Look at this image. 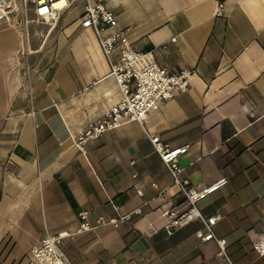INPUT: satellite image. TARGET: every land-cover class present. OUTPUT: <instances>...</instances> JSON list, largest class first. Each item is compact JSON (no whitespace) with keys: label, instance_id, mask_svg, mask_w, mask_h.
Wrapping results in <instances>:
<instances>
[{"label":"crops","instance_id":"0c3cea01","mask_svg":"<svg viewBox=\"0 0 264 264\" xmlns=\"http://www.w3.org/2000/svg\"><path fill=\"white\" fill-rule=\"evenodd\" d=\"M106 1L137 50L194 71L190 89L82 153L75 138L122 99L95 32L81 27L85 0L46 28L20 24L21 8L0 20V264H27L47 234L75 233L81 211L94 220L140 206L118 228L67 238L72 264H227L197 236L200 221L167 235L158 208L182 200L150 136L189 146L181 177L192 187L227 180L199 206L223 216L214 229L235 264H264L253 249L264 235V0H224L223 16L218 0Z\"/></svg>","mask_w":264,"mask_h":264},{"label":"built area","instance_id":"2783aa9c","mask_svg":"<svg viewBox=\"0 0 264 264\" xmlns=\"http://www.w3.org/2000/svg\"><path fill=\"white\" fill-rule=\"evenodd\" d=\"M27 1L35 6L38 19L50 20L59 17L76 0ZM16 8H19L18 0H0V20L10 22L11 15ZM224 11V0H218L216 16H223ZM20 24L25 25L26 21L22 18ZM81 27L92 29L95 32L101 50L109 63L110 75L114 77L122 95L120 102L107 109L101 117L89 123L85 131L75 138L78 149L82 153H86V144L100 139L108 131L118 129L131 121L144 125L152 111L160 109L177 93H185L190 89V78L194 71L182 69L178 72H171L157 62L153 50H137L130 40L127 30L118 27L117 16L109 8L106 0H85ZM172 41H176V38H173ZM116 52L118 53L117 59L114 57ZM150 140L172 175L173 185L178 188L182 200L180 204L183 208L177 207L172 201H168L167 206L158 208L167 235L172 236L176 230L192 222L200 221L203 229L197 232V236L202 241L214 240L219 247L218 255L225 258L227 264H235L227 252L226 238L218 237L214 229L223 216L219 213L211 216L205 215L199 206L213 191L226 184L227 180L223 179L200 190L192 187L188 179L181 177L184 168L180 162V155L184 154L189 146L171 148L164 145L159 136H150ZM136 192L138 195H143V191L139 188L136 189ZM114 208L119 210L116 205ZM142 214L143 207L140 206L127 214H118L113 218L100 216L92 220L88 211H81L78 214L79 226L75 233L47 234L41 243L32 249L27 264H72L62 249V244L67 238L107 225L118 228L133 216ZM147 222L148 227L145 233L148 236H153L159 229L153 221L148 219ZM253 249L259 257L264 256V235L254 242Z\"/></svg>","mask_w":264,"mask_h":264},{"label":"rangeland","instance_id":"374dc122","mask_svg":"<svg viewBox=\"0 0 264 264\" xmlns=\"http://www.w3.org/2000/svg\"><path fill=\"white\" fill-rule=\"evenodd\" d=\"M20 4H21V13H22V18L26 21V23H28L29 21H34L36 20L35 22L36 23H39L38 25H41L42 27L46 28L47 24H44V22L46 21H42V20H39L38 18L35 19V17L33 16V14L31 13L30 9H31V6H30V3L26 0H18V6L20 8Z\"/></svg>","mask_w":264,"mask_h":264}]
</instances>
